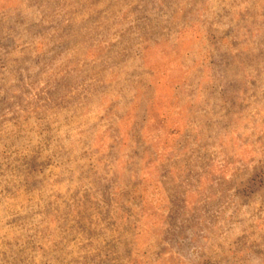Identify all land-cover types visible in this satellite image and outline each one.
<instances>
[{
  "label": "rangeland",
  "instance_id": "rangeland-1",
  "mask_svg": "<svg viewBox=\"0 0 264 264\" xmlns=\"http://www.w3.org/2000/svg\"><path fill=\"white\" fill-rule=\"evenodd\" d=\"M0 264H264V0H0Z\"/></svg>",
  "mask_w": 264,
  "mask_h": 264
}]
</instances>
